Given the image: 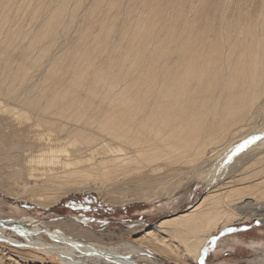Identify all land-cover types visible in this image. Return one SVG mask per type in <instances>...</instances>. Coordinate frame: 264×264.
<instances>
[{
	"label": "bare ground",
	"instance_id": "6f19581e",
	"mask_svg": "<svg viewBox=\"0 0 264 264\" xmlns=\"http://www.w3.org/2000/svg\"><path fill=\"white\" fill-rule=\"evenodd\" d=\"M0 124V191L14 200L0 208L15 213L0 210V264H198L214 231L264 225V0H0ZM192 183L197 203L129 224L120 244L49 228L78 217L16 215L82 191L180 201Z\"/></svg>",
	"mask_w": 264,
	"mask_h": 264
},
{
	"label": "rangeland",
	"instance_id": "374dc122",
	"mask_svg": "<svg viewBox=\"0 0 264 264\" xmlns=\"http://www.w3.org/2000/svg\"><path fill=\"white\" fill-rule=\"evenodd\" d=\"M125 1L126 0H124V2ZM121 3H123V0H121ZM0 126H2V124H0ZM1 141L3 140H0V146H2L0 147V151L4 152ZM22 149L24 152H28L30 150V145L25 141L22 144ZM2 156L3 155H0V160ZM2 173L3 176L6 177L7 171ZM195 185L196 183H192L190 186L178 191L179 196L182 194V196L186 195L188 197V199L183 198V200L181 199L180 201H175L172 198L173 196L170 198L164 196L160 200L154 199L149 202L136 200L131 193H128L126 197L128 196V199L132 197L131 201L126 200V202L123 201L122 203L111 204L106 202L107 200L105 198L100 197L96 191L72 192L61 200L58 205L50 208L48 207V209L40 208V206L31 202H22L21 207H23L27 213L16 215L20 217V219L24 218V216H32L31 219L36 218L39 220L41 227L45 225L46 221V223H48L53 218H57L58 220V218L67 219L68 217H78L81 219V222H78L75 226H69L63 223L53 224L49 226V228L50 230H62L68 235H71V233H78L79 236H77V238L82 242H97L102 245L120 244L121 242L123 243V241L129 242L134 238L133 234L126 233L129 224L142 222L146 227L155 225L160 220L172 216L173 212L187 209V205L190 202L197 203L205 193V189L203 187H195ZM1 197H5L3 199L7 202L14 201L10 197H7L2 191H0V198ZM0 210L3 214L2 216L5 217L8 213L15 214L13 206L10 204L5 203L1 205ZM28 226H30V224ZM260 226L261 224L258 219H252L245 222L233 223L222 230L214 231L206 241L196 262L198 264H249L247 263L248 258L264 254V252L257 254V251H252L247 244L251 240L264 241V225ZM100 231L104 233H98ZM80 232H92V234L85 236L80 234ZM7 234L11 235L15 242H25L17 233L8 231ZM112 234H114V237L110 238ZM234 235L239 236L240 242L235 244L231 249L229 247L223 248L224 250L222 252L215 255L214 252L218 249V240L225 236ZM41 236L43 241L51 243L46 234H42ZM17 250L32 252L31 250L33 249L17 248ZM82 263L92 264L90 261H80L74 264Z\"/></svg>",
	"mask_w": 264,
	"mask_h": 264
}]
</instances>
